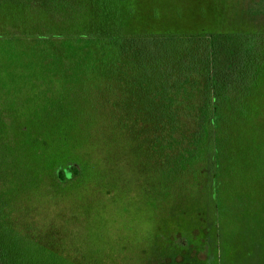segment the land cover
<instances>
[{
	"label": "rangeland",
	"instance_id": "1",
	"mask_svg": "<svg viewBox=\"0 0 264 264\" xmlns=\"http://www.w3.org/2000/svg\"><path fill=\"white\" fill-rule=\"evenodd\" d=\"M115 12L113 23L105 26L123 36L264 34V0H123ZM42 39L0 37V154L14 180L26 172L21 179L29 192L25 203L18 183L13 186L16 199L8 198L22 224H31L34 233L54 234L56 242L66 241L65 251L79 249L80 256L69 258L79 264L97 257L96 264H264L263 103H253L251 111L246 107L248 114L232 128L231 177L212 182L215 205L203 184L188 185L175 194L182 213L164 203L158 212L161 205L150 202L153 187L136 179L138 169L131 165L137 157L129 140L114 137V145L106 138V128L118 120L115 97L110 100L104 87L98 89L104 77L78 70L84 62L73 57L78 49L73 38ZM256 94L262 101L264 83ZM82 125L93 126L87 142L76 149L85 154L91 171L84 174L87 182L75 180L64 188L56 182L52 192L45 177L72 162L60 150L67 144L60 132ZM18 127H37L38 135L19 138L13 129ZM114 153L113 172L105 156ZM163 214L165 227L159 218Z\"/></svg>",
	"mask_w": 264,
	"mask_h": 264
},
{
	"label": "trees",
	"instance_id": "2",
	"mask_svg": "<svg viewBox=\"0 0 264 264\" xmlns=\"http://www.w3.org/2000/svg\"><path fill=\"white\" fill-rule=\"evenodd\" d=\"M118 3L123 0H0V37L73 38L78 46L73 57L84 62L78 70L103 76L98 89L104 87L110 100L115 97L112 104L119 124L106 128V138L114 145V137L129 140L137 157L131 165L138 169L136 179L153 187L151 204L164 203L171 212H178L182 201L176 200V190L203 184L213 207L212 182L231 177L227 172L233 159V126L252 110L253 103L260 106L262 102L264 107V97L256 99L264 83V34L123 36L105 26L113 23ZM83 40L91 43L81 46ZM52 53L69 57L53 49ZM89 57L92 64L85 66ZM90 127L70 126L60 132L67 144L59 149L72 162L55 167L45 177L52 192L55 186L64 188L75 180L87 182L84 174L91 171L85 154L76 149L87 142ZM13 129L19 138H33L39 128ZM105 157L107 170L117 171L115 153ZM5 161L0 154V264H79L76 258L69 259L80 256L79 249L65 251L66 241L56 242L54 234L34 233L31 224H22L9 199H16L13 186L18 183L25 203L29 192L21 179L26 172L20 173V181L14 180ZM159 216L165 227L167 214ZM89 259V264L98 263V257Z\"/></svg>",
	"mask_w": 264,
	"mask_h": 264
}]
</instances>
